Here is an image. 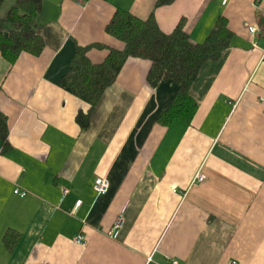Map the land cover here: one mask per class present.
Masks as SVG:
<instances>
[{
	"label": "crops",
	"instance_id": "crops-1",
	"mask_svg": "<svg viewBox=\"0 0 264 264\" xmlns=\"http://www.w3.org/2000/svg\"><path fill=\"white\" fill-rule=\"evenodd\" d=\"M15 1L0 0V18ZM156 1L42 0V52H22L12 64L0 53L9 124V146L0 144V264H264V37L256 14L264 0ZM117 8L153 14L165 33L184 19L194 43L227 18L232 46L192 83L189 124L158 120L177 84L151 86V62L137 57L104 91L90 125L76 121L90 105L61 79L78 46H123L105 30ZM106 54L88 51L95 63ZM198 172L204 181L194 182ZM98 176L110 184L102 195L93 188ZM81 234L84 245L73 241Z\"/></svg>",
	"mask_w": 264,
	"mask_h": 264
},
{
	"label": "trees",
	"instance_id": "trees-1",
	"mask_svg": "<svg viewBox=\"0 0 264 264\" xmlns=\"http://www.w3.org/2000/svg\"><path fill=\"white\" fill-rule=\"evenodd\" d=\"M175 0H157L156 6L166 5ZM42 0H16L5 16L0 18V53L11 64L22 52L39 55L44 41L38 30V15ZM258 25L264 37V11H257ZM185 20L181 19L171 33L163 32L154 17L146 19L132 12L117 8L105 26L106 32L123 43L113 48L102 43L78 46L69 71L61 79V86L90 105V111L79 112L76 121L81 129L90 125L91 110L96 106L104 91L113 84L129 57L148 59L151 66L147 75L151 86L163 80H172L177 90L166 110L158 120L168 126L175 119L189 124L197 109V102L190 94V87L201 67L210 60H218L232 46L233 32L228 20L220 15L211 31L201 43H194L184 30ZM92 48L106 49L105 58L93 62L88 51ZM9 124L7 116L0 110V144L9 145ZM5 244H13V235L4 237Z\"/></svg>",
	"mask_w": 264,
	"mask_h": 264
},
{
	"label": "built area",
	"instance_id": "built-area-1",
	"mask_svg": "<svg viewBox=\"0 0 264 264\" xmlns=\"http://www.w3.org/2000/svg\"><path fill=\"white\" fill-rule=\"evenodd\" d=\"M228 2V0H222V3L223 4H226ZM248 31L250 33H256V27L253 26V25H250L248 26ZM206 178V175L202 172H198L194 178V182L195 181H204ZM109 180L106 178V177H101V176H98L96 177L95 179V182H94V190L96 191L97 194L99 195H102V194H105L108 192V189H109ZM15 193L21 195V196H25L27 194V191H22V190H19V189H16L15 190ZM123 226V218L122 217H119L113 228L111 229V231L109 232V235L112 236L113 238H116L118 233L120 232V229L121 227ZM73 241L78 243V244H86V238L84 235H77L73 238ZM173 263L177 264L178 261L177 260H173ZM235 264V263H234Z\"/></svg>",
	"mask_w": 264,
	"mask_h": 264
}]
</instances>
